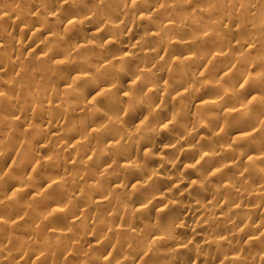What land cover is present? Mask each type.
<instances>
[{
	"label": "clouds",
	"instance_id": "clouds-1",
	"mask_svg": "<svg viewBox=\"0 0 264 264\" xmlns=\"http://www.w3.org/2000/svg\"><path fill=\"white\" fill-rule=\"evenodd\" d=\"M0 264H264V0H0Z\"/></svg>",
	"mask_w": 264,
	"mask_h": 264
}]
</instances>
